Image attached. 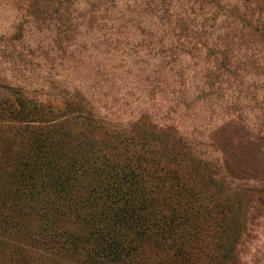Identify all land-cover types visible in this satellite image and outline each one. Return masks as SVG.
I'll use <instances>...</instances> for the list:
<instances>
[{
  "label": "trees",
  "instance_id": "obj_1",
  "mask_svg": "<svg viewBox=\"0 0 264 264\" xmlns=\"http://www.w3.org/2000/svg\"><path fill=\"white\" fill-rule=\"evenodd\" d=\"M131 1L11 5L0 264H244L257 239L264 0ZM157 108L218 119L197 141Z\"/></svg>",
  "mask_w": 264,
  "mask_h": 264
},
{
  "label": "rangeland",
  "instance_id": "obj_2",
  "mask_svg": "<svg viewBox=\"0 0 264 264\" xmlns=\"http://www.w3.org/2000/svg\"><path fill=\"white\" fill-rule=\"evenodd\" d=\"M17 1L19 0H0V35L2 33H6V31L10 29V26L15 19V12L11 5ZM127 1L132 2L131 0H121V4ZM261 82L264 83V78L261 79ZM260 96L264 97V89L260 91ZM153 111V116L158 123L173 124L177 126L180 131L188 134L197 141L201 140H199V137H201L204 132L207 133V127L211 126V124H209V120L210 122L215 123V120L218 119V116H216L218 113L216 111L213 113L212 119L207 121L206 119L208 118L206 117L209 115V113L205 112V110L202 108L197 110V113L185 116V123L174 113H170L165 108H157ZM259 112L264 114V107L263 110H259ZM190 123H193V127L190 125ZM204 139H202L204 143L202 149L206 153H210L212 149L207 146L208 143H205ZM258 225L260 229L256 235L257 239L250 240L249 244L246 245V254L243 258L244 264H264V219H261Z\"/></svg>",
  "mask_w": 264,
  "mask_h": 264
}]
</instances>
